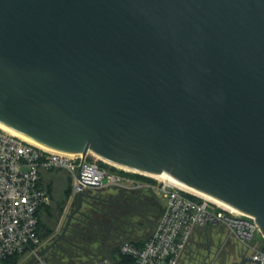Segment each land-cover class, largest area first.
Wrapping results in <instances>:
<instances>
[{
    "label": "water",
    "instance_id": "obj_1",
    "mask_svg": "<svg viewBox=\"0 0 264 264\" xmlns=\"http://www.w3.org/2000/svg\"><path fill=\"white\" fill-rule=\"evenodd\" d=\"M0 122L167 172L264 235V0H0Z\"/></svg>",
    "mask_w": 264,
    "mask_h": 264
},
{
    "label": "built area",
    "instance_id": "obj_2",
    "mask_svg": "<svg viewBox=\"0 0 264 264\" xmlns=\"http://www.w3.org/2000/svg\"><path fill=\"white\" fill-rule=\"evenodd\" d=\"M73 160L0 129V264H50L38 236L39 211L50 203L41 185L44 172L54 168L71 172L74 197L91 189L89 183L105 187L121 181L96 165L82 162L76 169ZM156 189L164 199V211L143 247L121 246L120 253L131 259L128 264H180L195 230L207 225L226 229L252 252L254 264H264V235L256 217L237 214L166 183ZM97 264L116 263L106 258Z\"/></svg>",
    "mask_w": 264,
    "mask_h": 264
},
{
    "label": "rangeland",
    "instance_id": "obj_3",
    "mask_svg": "<svg viewBox=\"0 0 264 264\" xmlns=\"http://www.w3.org/2000/svg\"><path fill=\"white\" fill-rule=\"evenodd\" d=\"M72 162L76 166V169L83 162L89 166L96 165L99 168L108 171L110 174L121 178L120 183L117 182L105 187L90 189L89 191L92 195H98V190H103L107 194L111 195L117 194L119 190H129L131 192L139 190L147 192V186L144 187L145 185L141 181H138V183L136 179L121 174V172L126 174L131 172L108 165L98 160L90 153L85 159L81 157L79 159H74ZM153 179L157 182L158 186L156 188L164 184V182L156 178ZM42 182L44 185L43 187H45L50 195V203L42 210L41 213L43 230L50 231L49 236H42L43 250L45 251L46 258H48L52 263L55 260V262H59V264H97L101 259L106 258V255L100 254L101 251L99 248L104 243L106 244L107 242L110 243L116 241L117 239H114L115 233L112 239H109L110 236H108V233H103V240L100 241L99 245L90 246V244H87L88 246L86 247L81 246L83 249L78 251L75 250L73 259H68L62 255V252L66 250L68 246L65 241H62V238L70 237L71 233H67L69 226L77 224V221H74L73 218L77 220L81 218L80 216L74 215L72 218L73 221L71 220L66 232L64 233L69 217L79 206L78 197H74L73 176L72 173L66 169L54 168L43 173ZM134 183H138L137 185H139V187H133L132 184ZM145 194L147 201H150V199L153 201V198L155 197L160 200L164 206V199L158 193L157 189H155V192L152 194L148 192ZM60 207H63V209L62 212L59 213L58 211ZM81 207L83 213L87 212L88 206L86 203L83 204L82 202ZM159 217L155 220V224H157ZM131 220L132 222H138L139 218L133 217ZM151 231H147L146 234L145 231H138L136 236L139 239L143 237L146 241L150 238L153 232ZM254 241L256 242L258 240L255 239ZM251 255L252 252L240 244L236 238L230 236L227 230L223 227L206 228L196 232L187 250L183 254L180 264H239L243 259L250 258ZM114 260L116 262H120L121 256L117 255ZM247 264L254 263L248 262Z\"/></svg>",
    "mask_w": 264,
    "mask_h": 264
},
{
    "label": "trees",
    "instance_id": "obj_4",
    "mask_svg": "<svg viewBox=\"0 0 264 264\" xmlns=\"http://www.w3.org/2000/svg\"><path fill=\"white\" fill-rule=\"evenodd\" d=\"M121 174L134 178L137 180V182L141 181L145 185L144 187L147 186V192L150 194L154 193L156 187L158 186L157 182L153 178L143 174L132 172L129 174L121 172ZM41 185L44 186L43 182ZM89 190L85 193V199L83 200V204H87L88 210L87 212L83 213L81 207L80 210L75 214L81 218L78 220L73 218L74 221H77V224H72L69 226L67 233H71L70 237L62 238V241H65V243L68 245L67 249L62 252V255L68 259H73L75 250L78 251L83 249L81 246L86 247L88 246L87 244H90V246L99 245L100 241L103 240V233H108V236H110L109 239H112L115 233L114 239L117 240L110 243L106 241V244L103 242V247L100 246L99 248L101 251L100 254L106 255L107 259L112 260L116 264H128L131 262V259L123 256L120 253L121 246L124 244H131L136 247H143L148 239L145 241V239L141 236L139 239L136 236L137 232L145 231L146 234L147 231L152 230V236L158 224V222L155 224V220L159 216L161 217L164 211V206L162 205L161 201L156 199L154 196L153 201L151 199L150 201H147L145 198V193H147L146 191L142 192L135 190L131 192L129 190H119L117 194L111 195L107 194L103 190H98V195H92ZM47 206L48 205L43 206L39 211L38 236L42 243V236L47 237L50 235L49 230H43L41 219L42 210ZM62 209L63 207H60L58 212H62ZM133 217L139 218V221L132 222L131 219ZM217 227L218 226L207 225L205 227L196 229L190 242L198 230ZM43 252L45 255L44 250ZM117 255L121 256L120 262H116L114 260ZM46 259L50 262L48 258ZM50 264H59V262H55L54 260V262H50Z\"/></svg>",
    "mask_w": 264,
    "mask_h": 264
},
{
    "label": "bare ground",
    "instance_id": "obj_5",
    "mask_svg": "<svg viewBox=\"0 0 264 264\" xmlns=\"http://www.w3.org/2000/svg\"><path fill=\"white\" fill-rule=\"evenodd\" d=\"M0 129L3 130L4 132L8 133V134H11L13 136H16L22 140H24L25 142H28L48 153H51V154H54V155H57V156H62V157H66V158H70V159H79L82 157V153H75V152H69V151H63V150H58V149H55L53 147H50V146H47L45 144H42L36 140H34L33 138L11 128L10 126L0 122ZM91 155L95 156L98 160L108 164V165H111L113 167H116L118 169H121V170H124V171H127V172H132V173H139L135 170H132L130 168H127V167H124V166H121L119 164H116L114 162H111V161H108L106 159H104L103 157L99 156L98 154L90 151L89 152ZM88 153V154H89ZM140 174V173H139ZM143 175L145 176H148L150 178H156L166 184H169V185H172V186H176L178 188H181L182 190H185L186 192L198 197V198H201L203 200H206V201H209V202H212L214 204H217L218 206L220 207H223V208H226V209H229V210H232L233 212L237 213V214H242V215H248V216H253V215H250L246 212H243V211H239V210H236V209H232V208H229V207H226L224 205H222L220 203L219 200L217 199H214L210 196H207V195H202L199 193V191L187 184H185L184 182L180 181L179 179H177L176 177L170 175L169 173L167 172H163V173H157V174H148V173H144ZM255 217V216H253Z\"/></svg>",
    "mask_w": 264,
    "mask_h": 264
}]
</instances>
